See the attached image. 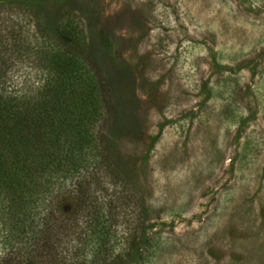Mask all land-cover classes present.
Instances as JSON below:
<instances>
[{
	"label": "rangeland",
	"instance_id": "obj_1",
	"mask_svg": "<svg viewBox=\"0 0 264 264\" xmlns=\"http://www.w3.org/2000/svg\"><path fill=\"white\" fill-rule=\"evenodd\" d=\"M31 4L51 31L59 8L79 16L101 130L141 188L144 264H264V0Z\"/></svg>",
	"mask_w": 264,
	"mask_h": 264
},
{
	"label": "trees",
	"instance_id": "obj_2",
	"mask_svg": "<svg viewBox=\"0 0 264 264\" xmlns=\"http://www.w3.org/2000/svg\"><path fill=\"white\" fill-rule=\"evenodd\" d=\"M24 1L0 6V264H144L141 188L101 130L79 16L59 8L51 31Z\"/></svg>",
	"mask_w": 264,
	"mask_h": 264
}]
</instances>
